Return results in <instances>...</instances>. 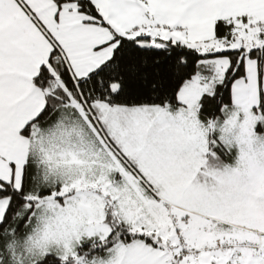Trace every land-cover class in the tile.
Wrapping results in <instances>:
<instances>
[{
  "label": "snow or ice",
  "instance_id": "obj_1",
  "mask_svg": "<svg viewBox=\"0 0 264 264\" xmlns=\"http://www.w3.org/2000/svg\"><path fill=\"white\" fill-rule=\"evenodd\" d=\"M0 264H264V0H0Z\"/></svg>",
  "mask_w": 264,
  "mask_h": 264
}]
</instances>
